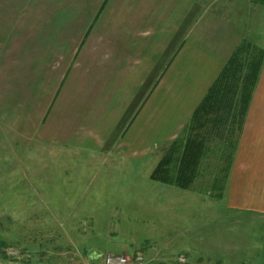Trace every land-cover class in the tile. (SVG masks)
Returning a JSON list of instances; mask_svg holds the SVG:
<instances>
[{"label":"rangeland","instance_id":"obj_1","mask_svg":"<svg viewBox=\"0 0 264 264\" xmlns=\"http://www.w3.org/2000/svg\"><path fill=\"white\" fill-rule=\"evenodd\" d=\"M217 1L201 3L211 16L228 23L233 0ZM137 5L140 0H0V238L3 230L14 228L20 243L15 244L18 264H104L109 253L133 257L151 250H162L171 258L192 254L205 261L222 259L231 247L237 251L236 264L245 257L254 263L262 256L264 262V220L251 214H238L234 219L237 212L223 203L220 206L219 199L207 196L203 202V187L198 194L152 180L151 160L133 159L124 165L125 159L117 164L116 158H101L78 166V161H84L79 153L67 156L66 165L56 172L23 176V170L38 163L42 144L48 147L44 141L56 138L58 119L53 103L87 27L100 16L97 29L78 52L79 66L72 78L76 82L88 72L90 50L110 33L116 35L122 19L132 21ZM102 6L105 9L100 11ZM86 45L89 53L79 57ZM242 50L241 89L252 72V61L260 58L254 45L246 44ZM209 128L208 124L204 128L196 125L184 137L206 136ZM237 134L236 129L230 141L212 137L206 141L204 180L208 183L221 169L223 177L227 174L226 154L234 151ZM164 147L159 146L158 152H164ZM27 150L34 153L26 156ZM30 177L40 179L43 187L38 188ZM210 191L214 189L207 187ZM31 201L38 204L32 206ZM33 211L49 231L38 226L33 231L29 220ZM24 241H32L27 246L33 252L21 254Z\"/></svg>","mask_w":264,"mask_h":264},{"label":"crops","instance_id":"obj_2","mask_svg":"<svg viewBox=\"0 0 264 264\" xmlns=\"http://www.w3.org/2000/svg\"><path fill=\"white\" fill-rule=\"evenodd\" d=\"M231 5L228 23L223 24L217 15L211 16L206 12L201 0H140V5L133 8L132 21L122 19L119 22L121 30H117L116 35L112 32L96 43L95 49L90 50L92 61L86 69L88 72L80 75L79 82L76 79L72 81L74 70L79 66L78 52L99 25L100 16L96 15L58 86L59 95L56 93L57 98L55 96L58 100L53 103L58 119L56 138L44 141L48 147L42 144L43 150L39 149L36 155L40 158L38 163L21 170L23 176L25 174L28 178L36 172H56L66 165L67 156L81 153L84 161H78V166L95 163V159L101 158H116L117 164H122V159H125L124 165L133 159L151 160L154 165L150 177L154 180L152 173L179 138L183 140L181 155H184L186 143L199 136L185 138L184 134L192 127L194 130V112L235 49L250 43L264 53V4L253 0H233ZM87 50L89 53L88 45L79 57ZM213 138L225 142L216 135ZM238 139L234 151L226 154L228 167L225 177L221 169L213 181L208 183L204 180V148L201 154H197V175L188 187L164 184L192 193H198L203 187V202L207 196L219 199V205L223 203L227 209L237 212L234 219L238 214H251L264 220V57ZM161 145H165L164 152L159 153ZM28 152L26 156L34 153ZM33 179L30 177L28 180L38 188L43 187L40 179ZM35 184L31 187L35 188ZM207 187L214 191L207 193ZM37 204L31 201L32 206ZM36 217L34 211L30 213L33 231L37 226L44 229L45 222ZM45 230L50 229L46 227ZM2 232L0 264H18L15 255H19V250L15 249V244L19 242L14 228L11 226ZM31 236L33 234L30 233V239ZM62 236L58 242L60 247L63 245ZM30 243L32 241H24L21 254L33 252L27 246ZM30 246H35L33 249L37 247ZM226 252L222 259L207 258L205 261L186 253L171 258L162 250L132 256H143L145 264H236V249L231 247ZM242 259L240 264H264L262 256L254 263L247 260L249 257Z\"/></svg>","mask_w":264,"mask_h":264},{"label":"trees","instance_id":"obj_3","mask_svg":"<svg viewBox=\"0 0 264 264\" xmlns=\"http://www.w3.org/2000/svg\"><path fill=\"white\" fill-rule=\"evenodd\" d=\"M253 1L264 4V0ZM246 44L235 50L224 70L209 89L207 96L194 112L193 124L202 128L207 127V124L210 125L207 130L208 135L196 136L187 142L184 155H181L183 140L179 138L171 146L170 153L160 161L152 173L154 180L188 187L197 175V154L203 152L208 137L216 135L221 141H230L236 129L238 134L241 132L264 57L263 51L259 50L260 58L252 61L253 68L249 70L252 72L244 78L247 82L241 89V71L244 68L241 54ZM188 149L191 152L188 153Z\"/></svg>","mask_w":264,"mask_h":264},{"label":"built area","instance_id":"obj_4","mask_svg":"<svg viewBox=\"0 0 264 264\" xmlns=\"http://www.w3.org/2000/svg\"><path fill=\"white\" fill-rule=\"evenodd\" d=\"M104 262L105 264H144L142 256L131 257L125 253H109L104 256Z\"/></svg>","mask_w":264,"mask_h":264},{"label":"bare ground","instance_id":"obj_5","mask_svg":"<svg viewBox=\"0 0 264 264\" xmlns=\"http://www.w3.org/2000/svg\"><path fill=\"white\" fill-rule=\"evenodd\" d=\"M137 256H141V255H137ZM136 257V256H135ZM143 257V256H142ZM143 260H144V258H143ZM145 263V262H144Z\"/></svg>","mask_w":264,"mask_h":264}]
</instances>
